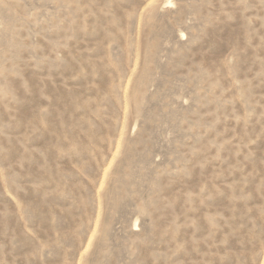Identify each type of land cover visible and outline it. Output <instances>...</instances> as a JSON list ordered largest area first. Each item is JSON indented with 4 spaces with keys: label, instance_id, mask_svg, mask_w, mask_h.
<instances>
[{
    "label": "rangeland",
    "instance_id": "1",
    "mask_svg": "<svg viewBox=\"0 0 264 264\" xmlns=\"http://www.w3.org/2000/svg\"><path fill=\"white\" fill-rule=\"evenodd\" d=\"M0 264H264V0H0Z\"/></svg>",
    "mask_w": 264,
    "mask_h": 264
}]
</instances>
